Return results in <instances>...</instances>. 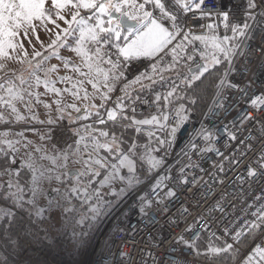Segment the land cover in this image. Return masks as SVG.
Segmentation results:
<instances>
[{"label":"built area","instance_id":"obj_1","mask_svg":"<svg viewBox=\"0 0 264 264\" xmlns=\"http://www.w3.org/2000/svg\"><path fill=\"white\" fill-rule=\"evenodd\" d=\"M164 2L176 16L162 19L173 40L155 57L123 60L117 46H96L104 61L122 62L121 84L154 77L131 104L134 113L159 112L157 99L184 78L179 73L162 79L159 70L201 63L205 49L196 37H204L209 19L223 37L227 23L250 21L203 114L168 105L167 130L152 151L158 163L152 162L151 176L137 181L113 208L87 264H211L192 248L201 235L247 256L264 249V221L258 219L264 213V0H256L254 9L249 0H201L195 11ZM184 37L189 41L177 51ZM253 222L260 235L253 249L243 251L237 240Z\"/></svg>","mask_w":264,"mask_h":264},{"label":"trees","instance_id":"obj_2","mask_svg":"<svg viewBox=\"0 0 264 264\" xmlns=\"http://www.w3.org/2000/svg\"><path fill=\"white\" fill-rule=\"evenodd\" d=\"M138 1L144 3V0ZM117 2H119V0H117ZM150 6L151 4H145V7L148 9L151 8ZM122 8L124 7L122 6ZM92 11L93 10L82 11L81 17H87ZM96 15L103 19V27L107 28L109 26L107 23L108 16L99 15L98 13ZM249 21L250 18H247L245 23L241 26L230 23L226 24V38L229 41V51H235L243 36L240 35L238 31L234 32L232 30L233 27L243 29V32H245L247 28L243 26L245 24L249 25ZM90 22L92 23H88V26H92L96 20L90 19ZM118 27H113L114 31L111 34L100 33L102 39H100L99 42H92L93 44H90V49L88 51L96 52V46L99 44H113L119 49V45L122 43L123 38L122 36L117 37L115 32L120 30L123 33L128 29L122 30L118 29ZM206 34L212 36L217 34L212 19H209ZM36 40L39 39L36 38ZM23 41L25 40H22L18 45L15 44V48L8 49L7 56L0 55V82L2 79L1 77L3 75H9V73L14 74V77L21 78L22 76H19L18 73H21L22 70L24 72L26 69H30L28 68L29 64H32L33 61L35 62L38 58L45 55L46 57H42L43 61L38 64H52L55 66V72L61 71L59 67L60 63L63 62H59V60L52 56L51 51L54 46L49 43L50 40L43 41L45 45L41 46V50L37 48L33 52L32 49L35 46L33 45V40L30 39L25 42L24 49ZM188 41V37L180 39L177 42L178 50L184 49ZM35 43L38 45L39 42L35 41ZM72 43L74 44L75 42L72 41ZM72 43L67 42L63 47L71 45ZM18 47L23 50L21 56H19L20 52H16ZM215 51V57L202 58L200 63L201 68L197 72L192 73L190 68L184 64H180L178 67H173L168 70H159V77L167 78L183 73L184 78L181 80L180 84L172 88L168 94L159 97L157 99L158 104L162 107L171 105L177 109L183 107L190 113L201 116L231 64V54L225 56L220 50L217 49ZM29 52L31 53V57ZM49 52H51V54L47 57V53ZM36 53H39V55H36ZM121 59L125 60L126 58L121 56ZM101 60L108 66L114 65L103 59ZM216 60H218L219 63H216ZM71 63V58L64 59L63 66L66 67ZM9 64H14L13 67L15 68L10 70V72L6 70V68L10 67ZM122 65V62L115 65V70L118 74H120V69L122 73ZM202 69L206 70L201 72ZM194 75L198 76L199 79L193 80L192 77ZM152 78L151 85L155 81L154 77ZM22 81L23 80H21L20 85H22ZM147 87L125 95L122 100L125 108L124 112L115 117V119L102 120L103 122L101 123V121H97L101 112H97L90 116L92 121L83 126L88 147L79 148L78 150L75 148L74 144H70L68 147V151L71 152L69 160H72L79 169L78 174L72 177H70L67 172H53V169L45 170L40 166L41 164L39 161L32 157L31 154L34 153L35 150L31 151L30 154H23L21 158L14 159L10 150L5 148L4 144L0 143V175L2 177L0 179L1 264H49V259L52 264H81L84 243L92 227L91 217L85 216L89 213L86 209L96 204L98 199L102 200V198H104L107 200V203L109 198L114 197L110 195L98 197V194L100 195L102 193H96L100 179L104 176V170L100 163H96V161L99 160L91 152L93 149L92 147H97L98 154L109 161L117 160L121 154H130L135 160L134 170L138 181L145 180L152 174L150 169L153 162L152 151L158 146L161 138L134 127L131 123L133 117L145 114L134 113L130 108L131 104L140 97ZM9 89V84L0 85V100L4 99V96L2 97L3 94L7 95L10 93ZM170 92L172 93L171 95H169ZM5 100L7 101L6 104L9 103L8 98H5ZM3 107H5V104H3ZM24 132H30V134L33 135L37 134V131L34 130ZM101 133H107V135H101ZM28 141H31V146L37 147L38 139L34 138V140ZM145 144H147L146 148L151 150V153H146V155L144 154ZM101 145H109L110 147L105 148L101 147ZM29 165H32V167H29ZM33 168L38 169L35 173L36 176H39L41 172L44 173L46 179L49 181V186L56 184L55 187L57 189L53 193L52 199H47L45 195V200L49 201L46 206L41 204L42 200L38 194L35 196L33 195V187H38V185L41 184L40 180L38 183L34 182ZM3 174L5 177H3ZM57 177H59V179H57ZM9 184L12 185L11 188H9ZM77 185L79 186L77 190L72 191ZM18 189L20 191H17ZM9 192L17 193L18 196L22 197L19 205L8 195ZM62 199L64 200V204L59 205V209L62 210V212H60V218L58 219L57 216L51 214V207L52 203L55 202L57 204V201ZM87 199H89V201H87ZM85 200L86 203H84ZM20 205H22V207ZM78 207L79 210L75 211ZM6 213H11V215H6ZM259 235V229L251 227L240 236L237 240V244L243 251L253 249L254 242ZM227 246L226 242L207 237L206 235L199 236L192 243V248L197 258L202 259L207 257L211 264H264V259H261L259 255L254 257L247 256L244 255L243 252L232 247L227 248ZM209 248H227V251H222L216 255H209L207 251ZM238 260L240 261L237 262Z\"/></svg>","mask_w":264,"mask_h":264},{"label":"rangeland","instance_id":"obj_3","mask_svg":"<svg viewBox=\"0 0 264 264\" xmlns=\"http://www.w3.org/2000/svg\"><path fill=\"white\" fill-rule=\"evenodd\" d=\"M190 1L194 2L195 0ZM100 2H106V0H100ZM114 2H117V0H114ZM184 3L189 4V0H184ZM150 7L153 9L154 16L165 25L159 17L161 15L159 9L154 8L152 5ZM180 8L185 10L184 7ZM63 14L65 15V21L71 20L70 14L67 12ZM91 15L92 12L87 17H83L87 24L92 23L88 19ZM52 19L56 20V25H59V27L48 20H34L32 22L33 26L28 27L27 34H25L24 27H22L17 30L19 33L17 36L10 38L12 43L17 45L22 40H25L23 41V49L25 42L32 39L33 45H35L32 52L37 48L41 50V46L45 45L43 41L50 40L49 43L54 46L51 51L52 56L63 63H60L59 68L61 71L58 72L54 71L55 66L52 64L39 65L38 63L43 61L42 57H46L43 54L45 56H41L28 65L30 69H26L27 71L25 70L24 72L22 70L21 73H18L19 76H22L21 78L14 77V74L11 73L1 77L0 85L9 84V94L11 95L3 94L2 97L4 96V99L0 100V143L10 150L14 159L21 158L23 154H30L31 151L35 150L31 155L39 161L41 167L45 170L53 169V172L64 173L71 168L79 171L78 167L75 166L76 164L69 160L71 152L68 151V147L70 144H74L77 150L88 147L83 126L92 121L90 116L101 112L97 121L108 120L110 119L108 113L113 111L115 112V117H117L125 109L122 103L123 97L131 92H129L128 88L126 89V86L124 87L126 84H121L117 80V72L108 68L109 66L101 60L102 58L97 50L96 52L88 51V46L93 44L91 41L86 40L82 46L78 44L80 33L75 24L70 29L71 34H66L63 30L69 28L68 23L59 20L54 14ZM95 24L96 22L92 26H95ZM143 28V23H140V29L143 30ZM36 38L39 40H36ZM201 38L199 41L204 45V59L215 57V50H219L216 45H219L229 55L231 54L230 62L232 61L236 50L234 52L232 50L229 51L226 37L218 36L217 34L206 36L205 34ZM35 41L39 42L38 45H36ZM53 41H55L54 44ZM72 41L75 43L73 44ZM67 42L72 44L63 47ZM8 49L13 48H7L6 51ZM28 49L30 50L29 46ZM77 49L80 51H77ZM16 52H20L19 56H21L23 50L18 47ZM30 52L29 55L31 57ZM51 52L47 53V57ZM67 58H71L72 63L65 67L63 66L64 59ZM14 64H9L10 67L6 68V70L10 72V70L15 69L13 67ZM97 68L102 71L98 73ZM105 73L108 76L107 81L104 79ZM21 80H23L22 85H20ZM93 84L96 87H93ZM105 84H107V87H105ZM5 98L9 99V103L6 104ZM3 104H5V107H3ZM167 107L159 106V112L133 117L131 123L139 130L162 138L167 130ZM13 108H15V111H13ZM78 108L79 111L76 112ZM80 111L83 112L75 117ZM142 121H150V123H141ZM28 130L37 131V134L33 135L30 132H24ZM34 138L38 139V148L31 146V141H28L34 140ZM144 147L145 155L146 153H151V150L147 149L146 146ZM92 148L91 152L98 158L104 170V176L100 179L96 193H102L100 195L97 193L98 197L103 195L114 197L109 198L107 203L104 198L102 200L98 199L96 204L86 209L89 213L85 216L91 217L92 227L84 243L81 264H87L91 250L100 232L108 222L113 208L119 200L129 193L138 181L134 170L135 160L130 154H121L117 160L109 161L98 154L97 147ZM3 177H5L4 174ZM40 183L37 187V194L42 200L41 204L46 206L49 202L45 200L46 196L47 199H52L53 193L57 189L55 187L56 184L49 186V181L45 175L40 178ZM57 202V204L55 202L52 203L51 214L59 219L60 212H62L59 209V205L64 204V200ZM84 203H86V200ZM79 207L75 211H78ZM93 207L98 209L96 213L92 212Z\"/></svg>","mask_w":264,"mask_h":264},{"label":"snow or ice","instance_id":"obj_4","mask_svg":"<svg viewBox=\"0 0 264 264\" xmlns=\"http://www.w3.org/2000/svg\"><path fill=\"white\" fill-rule=\"evenodd\" d=\"M129 0H119V2H114V0H106V2H100V0H0V55L7 56L8 52L7 48H15L16 45L12 43L11 37L17 36L19 33L17 30L24 27L25 34H27L28 27H32V22L34 20H48L52 24L56 25V20L52 19V15L54 14L59 20L65 21V15L63 13L67 12L71 15L70 21H65L68 23L69 28L64 29L63 31L66 34H71L70 29L72 25L75 24L80 33V37L78 40V44L81 46L84 42H99L102 37L100 33H109L111 34L114 31L113 24L114 21H118V18L113 16L112 13H120L121 16H128V13H124L121 11L123 5H126ZM173 3L179 7H187V4L184 3V0H173ZM145 4H151L154 8L159 9L161 14L160 19L169 18L172 20L176 19V16L173 15L171 11L168 10L166 3L164 0H144V3L139 5V9L143 10ZM249 8H256L257 2L256 0H249L248 4ZM199 7V5H197ZM81 10H93L92 15L88 17V19H95V26L89 27L87 21L81 17ZM100 13L102 15L108 16V27L105 28L102 25L104 21L97 16L96 14ZM152 13L148 11L143 12V19L140 20V23H144L145 20H149L150 23L145 24L143 30H140L136 33L135 38L131 39L129 43L119 49L121 55L128 57L130 55H156L158 52H161L165 46L169 43L173 33L169 31L167 27H165L162 23H160L157 19L152 18ZM225 18H227L226 14ZM129 19H137L136 16H129ZM59 27V25H56ZM116 26H119V22H117ZM247 28L248 25L245 24L243 26ZM99 29V31H97ZM34 30V28H33ZM234 32H239L240 35H243V29H238L233 27ZM115 35L119 37L120 33L118 31L115 32ZM59 39V37H57ZM196 39H202L201 37H196ZM227 39V38H225ZM55 41H53V44ZM51 46V45H50ZM217 48L221 52L224 53L225 56L228 55V52L220 48L219 45H216ZM77 51H80L77 49ZM175 51V50H173ZM39 55V53H36ZM219 63L218 60L215 61ZM91 67V66H90ZM115 67V65H113ZM155 68V66H153ZM206 69H202L201 72ZM102 70L97 68V72H101ZM163 79V77H161ZM38 79V78H37ZM104 79L107 81L108 76L105 73ZM141 77L137 78V83H139ZM193 80H198V76H193ZM23 82V81H22ZM93 87H96L93 84ZM107 87V84H105ZM110 90V89H109ZM172 93L170 92L169 95ZM253 103H256L254 101ZM75 107V105H73ZM79 111V109H76ZM15 111V108H13ZM110 119H115V112L110 111L108 113ZM155 119V118H153ZM103 121H101L102 123ZM141 123H150V121H142ZM101 135H107V133H101ZM79 143V142H78ZM101 147L109 148V145H101ZM55 162V161H53ZM97 164L100 161H96ZM123 163V162H122ZM158 163L153 161V164ZM32 167V165H29ZM38 169L33 168V180L38 183L40 178L43 177L44 173L41 172L39 176H36V172ZM249 175H254V173L250 170ZM59 179V177H57ZM12 185L9 184V188ZM79 186L77 185L72 189V191H76ZM37 187H33V195L37 194ZM17 191H20L19 189ZM14 201L19 205L22 197L18 196L17 193H8ZM22 207V205H20ZM67 210V209H65ZM98 209L95 207L92 208V212L96 213ZM6 215H11V213H6ZM258 219L264 221V213H261ZM249 227L258 228L259 224L253 222ZM227 248H231V245H228ZM227 248H209L207 251L209 255H216L222 251H227ZM254 251L260 256L261 259H264V249H254Z\"/></svg>","mask_w":264,"mask_h":264},{"label":"crops","instance_id":"obj_5","mask_svg":"<svg viewBox=\"0 0 264 264\" xmlns=\"http://www.w3.org/2000/svg\"><path fill=\"white\" fill-rule=\"evenodd\" d=\"M188 1V0H187ZM200 2H201V0H195L194 2L192 1H190L189 0V4H187V7L185 8V10L186 11H194V10H196L198 7H197V5H199L200 4ZM140 4H142L140 1H138V0H129V2L125 5V6H123L124 8H121V11L122 12H124V13H128V16H136L137 17V19H133L134 21H136V25H135V27H132V28H130V29H128L127 31H125V32H123L122 33V31H118L119 33H120V35H119V37H121L122 36V38H123V40H122V43L119 45V49L120 48H122V47H124L125 45H126V43H129L130 41H131V39H133V38H135V35H136V33L138 32V31H140V30H142V29H140V20H142L143 19V12L144 11H148V12H151L152 14H153V9H148V8H146V7H144V9L143 10H141V9H139V5ZM152 18L153 19H157L155 16H154V14L152 15ZM158 20V19H157ZM159 21V20H158ZM160 22V21H159ZM147 23H150V21L149 20H145L144 21V23H143V25L145 26V24H147ZM160 23H162V22H160ZM116 22H114V24H113V27H115L116 26ZM163 24V23H162ZM164 25V24H163ZM165 26V25H164ZM166 27V26H165ZM118 29H121V28H119L118 27ZM122 30H124V29H122ZM206 36H208V35H206ZM173 40V35H172V37H171V39H170V41H169V43L171 42ZM168 43V44H169ZM167 44V45H168ZM166 45V46H167ZM165 46V47H166ZM177 51H178V48H177ZM159 53V52H158ZM157 53V54H158ZM156 54V55H157ZM156 55H152V56H148V55H130V56H128V57H125V56H123V55H121L123 58H133V59H140V58H153V57H155ZM116 67V66H115ZM115 67H113V66H109L108 68L109 69H113V71L115 72L116 70H115ZM107 68V67H106ZM108 69V70H109ZM116 76H117V80L119 81L120 79H121V69H120V74H118V73H116ZM152 80H153V78L152 77H141V79H140V81H139V83H137L136 81H137V78L136 79H134V80H132V81H130V82H128V83H126V85H124V87L126 86V89L128 88L129 89V92H135V91H137V90H139V89H141V88H144V87H147V86H150L151 85V82H152Z\"/></svg>","mask_w":264,"mask_h":264},{"label":"water","instance_id":"obj_6","mask_svg":"<svg viewBox=\"0 0 264 264\" xmlns=\"http://www.w3.org/2000/svg\"><path fill=\"white\" fill-rule=\"evenodd\" d=\"M112 15L118 18V21H115V22H119V27L121 29H130L132 27H135V25H136V21H134L133 19H129L128 18L129 16H121L120 13H115V12H113ZM200 68H201V65H198L196 67L191 68L190 71L192 73H194V72L199 71ZM83 111H85V110H83ZM83 111L78 112L76 114V117L79 116L81 114V112H83ZM67 173L71 177L75 174H78V170L75 168H71L67 171Z\"/></svg>","mask_w":264,"mask_h":264}]
</instances>
